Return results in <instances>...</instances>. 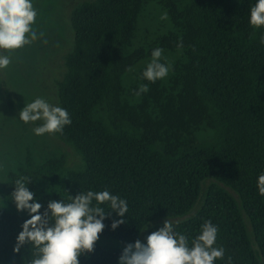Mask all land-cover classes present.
<instances>
[{
  "label": "trees",
  "instance_id": "obj_1",
  "mask_svg": "<svg viewBox=\"0 0 264 264\" xmlns=\"http://www.w3.org/2000/svg\"><path fill=\"white\" fill-rule=\"evenodd\" d=\"M256 0H92L71 12L73 47L57 82L58 106L71 119L52 133L82 159L70 169L59 154L27 155L0 190V264H28L30 244L14 249L30 219L17 210L15 180L42 204L69 202L89 190L127 201L120 217L108 203L105 228L80 264H119L128 243L169 219L191 241L201 226L218 227L214 264H264V26L250 25ZM167 14L170 29L153 45H137L149 9ZM182 41L183 48L177 44ZM162 48L168 75L143 77ZM132 70L129 71L128 69ZM146 84L147 93L136 95ZM10 97V95H8ZM12 103V99H8ZM96 202L93 201V205ZM99 218V217H98ZM124 219L115 230L113 221Z\"/></svg>",
  "mask_w": 264,
  "mask_h": 264
},
{
  "label": "clouds",
  "instance_id": "obj_2",
  "mask_svg": "<svg viewBox=\"0 0 264 264\" xmlns=\"http://www.w3.org/2000/svg\"><path fill=\"white\" fill-rule=\"evenodd\" d=\"M36 17L37 11L32 0H0V49L17 50L36 41L38 34L32 27ZM161 18L167 19V14ZM249 22L255 28L264 26V0H256L250 7ZM39 36L42 37L43 33H39ZM183 46L182 41L177 44L178 48ZM162 53V48L154 49L151 61L143 71V77L152 83L164 79L169 73L170 66L160 62ZM10 63V56L0 53V69L7 68ZM148 91V86L142 84L136 95ZM19 119L24 123L42 121L33 129L36 135L62 132L64 126L72 122L66 109L40 97L26 103L19 112ZM31 180L29 176L16 179L15 190L11 194L17 210L27 211L31 217L23 223L14 249L19 252L25 244L31 245L32 258L28 264H80L81 255L94 251L105 228L103 221L106 214L110 215L100 205L108 203L110 210L120 217L128 212L127 201L118 195L108 190H89L75 197L70 195L69 202L50 200L47 209L41 213L42 204L28 188ZM257 187L259 194L264 196V173L259 175ZM123 223L124 219L113 221L112 229ZM217 234L218 227L210 220L206 221L201 226L200 234L189 246L187 236L176 232L167 219L163 227L146 237V244L139 239L128 243L119 257V264H214L217 259H223L225 254L223 247L214 246ZM228 264H231V257L228 258Z\"/></svg>",
  "mask_w": 264,
  "mask_h": 264
},
{
  "label": "rangeland",
  "instance_id": "obj_3",
  "mask_svg": "<svg viewBox=\"0 0 264 264\" xmlns=\"http://www.w3.org/2000/svg\"><path fill=\"white\" fill-rule=\"evenodd\" d=\"M88 1L92 0H32L37 11L32 27L38 39L17 50L0 49V53L11 58L10 65L0 69V190L7 186V174L15 171L29 154L37 160L64 154L70 169L83 164L80 156L52 133L35 134L33 129L42 121L24 123L19 119V112L38 97L58 106L57 82L65 73L64 57L74 43L71 12ZM162 16L158 8L149 9L140 25L137 45H153L170 29Z\"/></svg>",
  "mask_w": 264,
  "mask_h": 264
}]
</instances>
